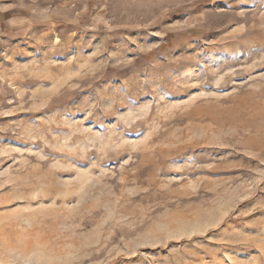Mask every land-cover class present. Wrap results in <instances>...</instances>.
I'll return each mask as SVG.
<instances>
[{"label":"rangeland","instance_id":"obj_1","mask_svg":"<svg viewBox=\"0 0 264 264\" xmlns=\"http://www.w3.org/2000/svg\"><path fill=\"white\" fill-rule=\"evenodd\" d=\"M0 264H264V0H0Z\"/></svg>","mask_w":264,"mask_h":264}]
</instances>
